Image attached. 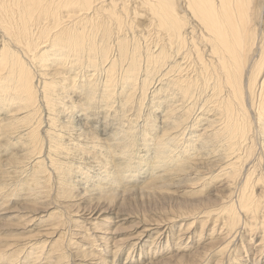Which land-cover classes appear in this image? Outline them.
Instances as JSON below:
<instances>
[{
  "label": "rangeland",
  "instance_id": "obj_1",
  "mask_svg": "<svg viewBox=\"0 0 264 264\" xmlns=\"http://www.w3.org/2000/svg\"><path fill=\"white\" fill-rule=\"evenodd\" d=\"M12 1L16 4L21 2V0H12ZM101 1L104 2V5L107 4L105 9L108 8L107 9L108 12H112L110 9H116V11H117L121 7V4L119 5L118 2H117L118 6L113 3L115 0H101ZM122 1H124V0H122ZM125 1H126L125 5H127V7L124 5L125 2H123V5L125 6L124 8L127 9L128 16L126 17V19L124 21L128 22V23H126L128 27H126V31L124 32V34L127 33V36H128L127 39L130 38L128 40L129 43L127 42V44H131V42H134V40H136V38H137V41H135V42L137 43V45L139 47L141 46V48L138 49L139 51H141V52L138 51V55H140L139 53H142L141 56L144 59L141 56H139L138 58L141 57L142 64L145 66L147 64L148 57H151L153 55H157L159 50H161L162 46L165 43L167 44V42L163 41V40H166V38L164 37V34H162V32L160 30L157 31L153 28L152 22H150L151 19L149 17V14L145 10H143V8L141 6L137 5L139 3L136 1H139V0H130L131 5L129 4V0H125ZM173 1L175 2L174 7L177 8V6H178L177 9L180 8L178 10V13H180L181 9L183 7V5H182L183 0H173ZM178 1H180V3ZM177 2L180 4V7H179V4ZM115 3H116V1H115ZM11 4H12V2H11ZM11 4H9V6ZM113 4L116 5L117 8L116 7L111 8V6ZM255 4H257V5H255ZM263 5H264V0H257L256 2H255V0L252 1V8L254 10L253 13H255L256 15H255V19H253V22H252L253 27L251 26V28L256 33L255 40H256L257 44L255 43V45L257 47L254 46L253 47L254 49L251 51V54H249V56L251 55L250 56L251 58H257L258 57V54H256L258 52L257 50H258L259 46L261 45V42L264 41V40H262V36L264 37V31H263L264 30V25H263L264 22H262V20L264 21V16H263L264 15V7H263ZM255 6L258 8L260 7V8L259 9L257 8L258 9L257 10ZM11 7H14V5L12 4ZM118 7H119V9H118ZM137 10L139 13L135 12ZM259 10L260 11L262 10L261 13H259L260 12ZM255 11H258V12L256 13ZM132 12L133 13L135 12L137 15L133 14ZM134 15H136V16H134ZM256 16H257V18H256ZM136 19H138V20H136ZM140 19H143V20H140ZM143 21H147L148 24H147V22L145 23ZM255 21H257V22H255ZM136 22H138V24H136ZM134 24H136V25H134ZM143 24H145V25L147 24L148 26L146 25V27H145V25H143ZM130 25L132 26L131 28H133V29H132V31L128 32L127 30H129ZM137 25L139 27H137ZM255 25H257L259 28ZM148 27L150 30L148 29ZM113 28H114V32H113L114 38H112V39H114V40H112L110 42H111V46L113 45L112 43H114V46L111 47V49L109 51L110 52L109 58H111V57L112 58L110 59L111 62L110 61L109 62L107 61V62H108V65L110 66L111 64L114 63L113 61H115V60L118 61V63L115 61V63L117 64V66H115V68L116 69L119 68V69L116 72H115V69L113 71L115 74L117 73L116 74L117 76L116 75L114 76L115 81L120 82L121 81L120 78L123 75L122 73H124V72L127 73L128 69H127V64H126L127 62L126 63L121 62L120 57H118L119 59L117 58L118 49L116 51L114 50L117 48V45H115L116 44L115 33L117 34V32H116L117 28H115L114 26H113ZM145 28H146V30H145ZM140 29H141V31H140ZM147 30H149L150 32H147ZM140 32L143 33V35H144L143 38L140 37V35H141ZM4 34H5L4 31L0 34V47H1L0 50L2 49L3 46H5L6 48H8L9 51H12L13 53L17 54L18 56L20 55L19 57H21V59L24 60L25 58H24V56H22V55H25V57H26V51L24 50V46H22V48H21V45L15 42L13 36L11 37V35H8V34L4 35ZM149 34L151 36H148ZM2 36H4L6 39H4V37L2 38ZM150 37L153 39H151ZM11 38H13V39H11ZM131 38H132V40H131ZM7 39H8V41H7ZM260 40H261V42H260ZM140 43H142V44H140ZM146 43H147V45H146ZM148 43H150V44H148ZM154 47H155V49H154ZM12 48H13V50H11ZM148 49H149V51H147ZM111 50H113L114 52H112ZM115 54L117 55L116 57H115ZM250 57H249V60H250L249 62L252 61V59H250ZM112 59H115V60L112 61ZM26 60H27L28 64H30L29 62H31V64L33 65V62H34V65L29 67V68L32 72L37 73V70L40 67L39 64L41 65L40 61H39V63H37L38 61H32V59H30L28 57H26ZM29 60H31V61H29ZM115 63H114V65H115ZM121 63L124 64V66L126 65V67H124V66H123L124 68L122 66L120 67V65H122ZM35 64H37L38 67ZM71 67L67 66V69H66V66L61 67L62 69L58 68V67L57 68L56 67H49V68H51L50 69V72H51L50 75L52 73L53 74L48 78L51 80H47V82L48 81H55V82H57V84L59 82L60 84H58V85H61V86L63 85L61 90L62 89H64L63 91L69 90L67 92V94H70V96L68 97L69 101H67L68 104H71V103L76 104V102H77L79 107L82 105L83 107L80 108L82 110V113L79 112V109H78V111L73 110L74 113L72 111H69V112L66 111L67 113L64 112L63 114H57L58 117H54L55 118L54 122H52V119L48 120V118L53 117L52 115H50L51 108H48V105L44 104L45 100H44V95H42L43 91H41L42 87L39 83L37 84V82L40 81V79L38 77L35 78V76H34V80L36 82V83L34 82V84H35L34 89L36 92L35 94H36V96L38 95L36 97V100H37L36 103H39V104H36V108H38L37 109L38 111H36L37 117H36V113H34V115H35L34 121H36V123L37 122L38 123L31 125L29 123L27 124V122L24 123V121L22 123V120L19 121L18 118L21 117L22 115H24L25 113L23 111L18 112L17 111L18 108H13L10 113L4 112L2 115H0V119H1L0 124H3V126L1 127L2 130L0 129V133H1L0 134V184H1V187L2 186L5 187V188L0 187V191L3 192V193L0 192V202L5 201L4 203H5V205H7L6 207H8V210H7V209H5L6 208L5 205H3L4 203H0V209L2 207V209L0 210V213H1L0 214V264H30V263L34 264V262L35 263L38 262L36 264H44V263L48 264V262H49V264H52V263L53 264H58V263L59 264H62V263H64V264H95V263L96 264H105V263L106 264H190V263L191 264H201V263L202 264H222V263L223 264H234V263L235 264H264V241L262 242L263 244L260 241L262 239L261 237H262L263 232H264V230H262V228H264L263 227L264 226V220L262 221L260 218H262L264 216V211L263 212L259 211L262 209V206L264 204V203L262 204V202H264V196H263L264 195V191H263L264 190V175H263L264 174V161H263L264 160V154H261L260 150H257V148H259L258 146L260 144V142H258V141L261 139L259 138V139H257L258 141H256V144L258 146L256 145L257 147L254 148V152H253L254 156H252L249 159L251 161H248L247 165H245L246 162L243 160L240 162L241 164L240 163L238 164V166H241V167L243 165H245L243 170H242V174H241L240 178H237L236 181L231 182V180H229L230 177H228L229 178L228 179L226 176V174L228 175L229 173H227V171H224V168H222V167L228 165L229 162L234 163L235 160L233 161V159L228 158L229 160L228 159L227 160L229 162L226 161L225 157L222 155L223 154L222 151H220L221 146L219 147L215 143L207 145L204 149L202 148V145H203L202 143L204 141L208 142L209 140L212 139L208 136L211 133V130L207 129L208 127L206 128L207 131L205 132V134L206 133L207 134L204 135L203 138H201V141L198 143L197 150L196 151H191V150L187 151V149H186L185 151H187V152L186 153L184 152V154L182 153V151H184V149L186 148V145L191 144L189 142L190 138H191L189 134L191 132H194V129L191 130L190 128L194 127V124L196 123V121H195L196 117L195 116H197L198 114L200 115V111H199L200 109H197L199 101L197 104L194 105V108L196 109L197 115L188 114V112H189L188 108L189 107L187 106L188 103L186 104V102H183V106H181V101H178V102H175L174 104H172L174 101V99L172 98V95L170 97L171 99H173L170 102L171 103V106H170L171 109H169V107L168 108L165 107V108H162L160 111H158L156 109L157 107L152 108V106L150 105L152 102V95H154V93L157 91V90H154V88L150 87L152 89H150L148 91L147 98L141 99V100H143L142 103L144 105H140V102H139L140 98H141L139 96H142L141 93L137 94V96H135V98L133 97L134 100L131 97L132 101H135L136 108H135V106L131 105L129 108L131 111L133 109V111L128 112L129 114L126 113L125 117H123V115H122V113L124 112V111H122V105H121V108L118 105H115L114 110L112 108L109 111L104 110V112H100V110H103L101 108L103 107L102 104H104V103L93 104L88 109L87 108V102L85 104V101H87V95H86V93L84 94L81 92L82 88L85 87V84H87V82L86 83L83 82L84 79L80 77L79 71L77 69H76L77 71L73 70V68L71 70ZM63 68H64V70H63ZM42 69H44V70H42ZM42 69H41L42 71L47 72V69L45 66H43ZM112 69H113V67H112ZM34 70H36V71H34ZM58 71H59V73H57ZM62 71H64V72H62ZM76 72L78 73L77 75H78V79H79L78 81H76L77 83H75L74 79H73V81L71 79L72 77L76 78V74H74ZM61 74H62V76H61ZM69 74H71V75H69ZM88 74L89 73H87V75ZM56 75H58V76H56ZM63 75L67 78H64ZM55 78L57 80H55ZM59 79L61 81L63 79H65L66 80L65 83H67V82L68 83L64 84ZM140 80L138 81L139 83L141 82ZM81 82H83V83H81ZM99 82H102V80H100ZM49 83H51V82H49ZM76 84H78V85H76ZM72 85L74 86V88ZM138 87H141V86L139 85ZM75 89H77L76 92H75ZM81 93L84 94V96L81 95ZM117 93H119V92H117ZM164 93L165 92H161L160 95H162ZM64 95H66V94H64ZM121 95H123V94H121ZM72 96L74 97V99H76V101L73 99ZM38 98H40V99H38ZM120 98H121V96H120ZM131 98L129 97V100ZM137 98H138V100H137ZM79 99H81V100H79ZM156 101L157 100H155L154 102H156ZM81 102H83V103H81ZM138 103H139V106H138ZM155 104H157V102ZM94 105H95V107H94ZM131 107H132V109H131ZM85 108L87 111H85ZM129 108H127V109H129ZM47 109H48V111H47ZM195 109L192 108V112ZM190 110H191V108H190ZM107 111H108V113H107ZM166 111H167V113H166ZM70 113H72V114H70ZM117 115H118V117H116ZM127 115L128 116L130 115L129 116L130 120H129ZM113 116H114V118H113ZM172 116H174V117H172ZM120 117H121V119H120ZM126 117H127V120H126ZM171 117H172V119H171ZM77 118H79V120H80V122H78L79 124L77 123ZM165 118H166V120H165ZM107 119L109 121H107ZM124 119H125V121H124ZM178 121H183L184 123L181 126H178L177 125ZM125 122L127 123L128 126H126ZM121 123L125 124V127H126V128H124L125 130L129 131V128H130V131L128 133H126L127 131H125V132L119 134L118 136H115L114 134L116 132H118L117 127H119V126L121 127V125H120ZM173 123H175V128L172 127ZM118 124H119V126H118ZM14 126H16V127H14ZM35 126H37V128ZM79 126H81V127H79ZM182 126H183V129H182ZM202 126L203 127L199 128L200 133H201V130H203V128L205 127L204 123H202ZM34 128L36 129L37 135L35 133H33L32 131H31V133L29 131V130H32ZM152 128L156 129V131H154V130L152 131ZM185 128H186V132H185ZM19 129H21V130H19ZM149 129H150V131H148ZM79 130L82 133H80ZM131 130H132V132H131ZM180 132H182V138L185 141H183L181 143V145L178 146L179 148H176L175 151H177L180 156L183 154L182 158H183V161L185 162V164L182 167L181 166L179 167V165L176 167V165L173 166V164H174L173 163V164L167 165L166 168L157 170L158 168L157 167L155 168V166H154V165H156V163H158L157 162L158 160L154 159V157H155L154 155H156V153H154V151L157 149V146L160 144L161 140L167 138V136H165L166 133H168L169 135H177ZM126 134L134 135L133 140H131L133 142V144L131 145L132 149L130 148V146H127V147L125 146L126 140L123 139L122 136L125 135V137H126ZM76 135L82 136L80 139H81V141H83L82 143L84 144L82 147L83 150L79 149V148L75 149V147H73V145L75 144L74 139H76ZM57 136H59V137L61 136V137L58 139ZM151 136L153 137L154 142L151 141L152 140ZM30 138H31V140H30ZM187 138H189V140ZM144 140H146V141L144 142ZM115 143L118 144L119 146L118 145L115 146L116 145ZM153 143H156L157 145L154 144L155 145L154 146V145H152ZM92 144H97L98 147L92 149L91 148V147H93V146H91ZM11 145H12V147H11ZM121 145H123V146H121ZM1 146H2V148H1ZM144 146H146V147H144ZM153 146L155 149L153 148ZM111 149L113 151H111ZM121 149L123 151H121ZM133 149H135V150L133 151ZM63 150H64V152H63ZM96 151H98V152H96ZM118 151L119 152L121 151L120 153L125 152L128 156L130 154V156L129 157L121 156V154ZM136 151L138 152L139 155L137 154ZM256 151H258V153ZM177 152H175V153H177ZM71 153L73 154V156ZM69 154H71V155H69ZM85 155H87V156H85ZM117 155H119V156H117ZM131 155H133V156H131ZM260 155H261L262 160L259 157ZM98 157L99 158L101 157V159H99ZM130 157H131V159H130ZM189 157H191V158H189ZM256 157L258 160L256 159ZM121 158H123V160ZM124 159L126 160V162ZM133 159H136V160H133ZM128 160L130 162H132V164L131 163L129 164ZM260 160H261V162H260ZM106 161L109 163H112V165L109 164V167L107 168V170L109 169V171L107 172V170H105V169L103 170L105 172L100 171L99 168L101 167V164H103ZM134 161H135V163H134ZM212 161H214L215 163L217 162L216 167H214V168H212L213 166H211ZM28 162L30 163V165ZM114 163H115V165H114ZM189 163H191V164L189 165ZM123 165H124V167H123ZM249 165L250 166L254 165V166H252L250 169ZM255 165H257L259 167H256ZM128 166L131 169H129ZM192 166H193V168H192ZM217 166H218V168H217ZM111 168H113V169H111ZM118 168H122V169H118ZM182 169H183V171H182ZM186 169H189V170H186ZM221 169H222V171H221ZM255 169H257L258 171ZM262 169H263V171H262ZM155 170H157V171H155ZM25 171H26V173H25ZM259 171H262V172H259ZM11 172H13V173H11ZM175 172H176V174H175ZM217 172H219V173H217ZM224 172H226V173H224ZM3 173H4V175H2ZM221 173H224L225 175L222 174V176H221ZM249 173H252L254 176L253 178H251L252 183H251V185H248L249 188H247L248 187L247 186V187L242 189V187L245 186V178H242V176H243V174H246V177H247V174H249ZM102 174H104V175H102ZM210 174H213V176ZM260 174L262 177L260 176ZM113 175H114V177H113ZM127 175H129V176H127ZM224 176H226L225 177L226 181H224V179H225ZM46 178H48V179H46ZM80 178H82V179H80ZM227 179H228V181H230L229 183L227 182ZM256 180L258 182L257 184H256ZM112 182H113V184H112ZM6 183H8V184H6ZM253 183L255 184L254 189L252 187ZM226 184H227V186H226ZM228 184H229V186H228ZM30 186H31V188H30ZM111 186H112V188H111ZM6 187L8 188V190ZM105 187H106V189H104ZM107 187H109V189ZM114 187H116L117 189ZM14 188H16V189H14ZM9 189H10V191H9ZM28 189H30V190H28ZM244 189L247 192H248V190H250L249 194L251 192V195H253V196L255 194V196H254L255 200L257 202H259V204L261 206L260 208H258V217H257L260 220H258V219H255V220L253 219L254 221L251 220L252 216L250 213H248V210L246 211L245 209H242L244 211L243 212L242 210L239 209L240 207H237L239 205V202L236 203L238 201L236 199H238L239 195L243 192ZM2 190H4V191L6 190V192H4ZM229 192L232 194H229ZM233 192L234 193L236 192L235 195H233ZM252 192H254V193H252ZM260 192H261V194H259ZM230 195L231 196L233 195V196L230 198ZM7 196L9 198L11 197L12 200L9 199ZM260 196H262V197H260ZM4 197H6V198H4ZM3 198L6 200H4ZM206 199L208 201H211L212 204H208V205L207 204H197V206H196L197 201H202V200H206ZM232 199H234L235 202ZM10 201H11V203H10ZM64 203H65V205H64ZM217 203H218V205H216ZM234 204H236V205H234ZM57 206H59V207H57ZM223 206L227 207V208H225V210L227 211L228 215H230V217H228L227 213H225L226 211L224 210ZM221 207H223V209ZM235 207L238 208L239 211ZM232 209H233V211L235 210V212H237L236 213V218H237L236 224L238 223L237 226H235L236 224L233 222V219H231ZM221 210H222L223 214L221 213ZM55 211H57V212H55ZM192 211H194V213ZM196 211H198L200 213V216H198L199 213H197ZM213 212H215V213H213ZM206 213H208V214H206ZM217 213L218 214L220 213L221 215L220 214L218 215ZM245 213H248V214H245ZM213 214H215L214 215L215 217H217L216 215H218V218L220 216H222L221 218H219L220 221L218 220V218L216 219L213 216ZM237 214L239 216H237ZM60 215H61V217H60ZM225 215H226V217H225ZM175 217H177V218H175ZM170 218H173L174 220L170 219ZM240 218H242V220ZM22 219H24V220H22ZM206 219L208 220V222L206 221ZM215 219L218 220L219 222L217 221V222H214L216 224H213V221H216ZM262 219H264V218H262ZM32 220L34 223L32 222ZM76 220H78V221H76ZM156 220H159V221H156ZM171 220H173V222ZM256 220L261 221V224H259L260 222H258ZM59 221H60V223H59ZM79 221H80V223H79ZM167 221H168V223H167ZM221 221L226 223V224L222 223ZM255 221L258 223H256ZM156 222H157V224L154 225V223H156ZM227 222H228V224H227ZM38 223H39V225H38ZM248 223L250 224V226L251 225L253 226V227L251 226L252 229H251V227H249ZM240 224H241V226H240ZM257 224L259 226H257ZM205 225H206V227H205ZM224 225H227V226H224ZM232 225H233V227H232ZM244 225L247 226V228ZM186 226L189 228H186ZM213 226H214V229H213ZM215 226H217V228ZM234 226H235V228H234ZM223 227H224V229H223ZM228 227H230V228H228ZM236 227H239L240 229L237 228V231H235ZM244 227H245V229H243ZM254 228H255V230H254ZM147 229H150V230H147ZM189 229H190V231H189ZM231 229H233L234 233L231 232V235H230L229 231H231ZM184 230H185V232H184ZM214 230L217 232H215ZM226 230H227V232H226ZM240 230H241V233H240ZM253 230L255 231L254 233H253ZM220 231H221V233L224 234V236H223V234L221 235V233H219ZM211 232L213 234H211ZM235 232L236 233L238 232L240 235L237 236L238 233L236 235ZM137 234H139V235H137ZM225 234L226 235L228 234L229 238L226 237ZM220 236H222V238L223 237L224 238L222 239ZM34 238H35V240H34ZM216 238H217V241H215ZM225 238H227V239H225ZM119 240L121 241V243ZM212 240H214V241H212ZM219 240H221V241H219ZM231 241H233V242H231ZM46 242L47 243L49 242V243L47 244ZM52 242H53V244H52ZM223 242H224V244H223ZM37 243H38V245H37ZM105 243H107V245ZM211 243L213 244L214 247L211 245ZM44 244L46 247L42 246ZM214 244H216V246ZM227 244H230V245L226 246ZM60 245L61 246L64 245L63 250H61L62 247H60ZM74 245H75V248H74ZM110 245L111 246L114 245V246L111 247ZM224 245H225V247H222ZM30 246H32V247H30ZM230 246H232L231 247L232 249H228V248H230ZM259 246L262 247L261 254L257 253L259 251L257 249L260 248ZM56 247H58V248H56ZM50 248L52 249L51 252L53 254L50 253ZM105 248H107V249H105ZM209 248H211V249H209ZM215 248H217V249L215 250ZM223 248H225V249H223ZM56 250H57V252H56ZM200 250H201V252H199ZM217 250H219V252H220V250H223L222 255L224 256V258L222 257V255H220L221 252L218 253ZM227 250H229V251H227ZM236 250H238V251H236ZM212 251L213 252L215 251L217 253H215V252L213 253ZM226 251L228 252V255H227ZM197 252H198L199 256L197 255ZM20 253H22V255ZM36 253H38V254H36ZM56 253H60V254L56 255ZM112 253L114 254V256ZM109 254H111V255H109ZM192 254H194V255L192 256ZM200 254H202V257ZM39 255H41V257ZM217 256H218V258H217ZM28 257L34 261H32L31 259H28ZM37 257L40 258L41 260L37 259ZM49 257H50V259H49ZM64 257H66V258L63 260ZM196 257H199V258L197 259ZM238 257H241V258H238ZM46 258H47V262L44 261V260H46ZM223 260H225V261H223ZM236 260H238V261H236ZM62 261H65V262H62ZM221 261H222V263H221ZM55 262H57V263H55Z\"/></svg>",
  "mask_w": 264,
  "mask_h": 264
},
{
  "label": "bare ground",
  "instance_id": "obj_2",
  "mask_svg": "<svg viewBox=\"0 0 264 264\" xmlns=\"http://www.w3.org/2000/svg\"><path fill=\"white\" fill-rule=\"evenodd\" d=\"M10 1L14 5V7H11L12 4ZM115 1H116V3H115ZM115 1L113 3L116 4L117 6H118V4L119 5L121 4V7L119 6L120 9L118 7L119 10H117V11H116V9H110L112 12H108L107 11L108 8L105 9L107 4L104 5V2H102L101 0H21V2L18 4L14 3L12 0H0V34L4 31L5 34L11 35V37L13 36L15 42L21 45V48H22V46H24V50L26 51V57L32 59V61H38L37 63H39V61H40V63H41V65L39 64L40 67L38 68L37 73H34L29 68V67L34 65V62L32 65L31 62H29L31 60H29L28 62L30 64H28L27 63L28 59L26 60L25 55H22L25 58L23 60V59H21V57H19L20 55L18 56L17 54L13 53L12 51H9L8 48H6L5 46L2 47V49L0 50V115H2L4 112L10 113L13 108H18L17 109L18 112L23 111L25 113L24 115H22L21 117L18 118L19 121L22 120V123L24 121V123L27 122V124L29 123L31 125L38 123V122L36 123V121H34V116H35L34 113H36V111H38L37 110L38 108H36V104H39V103H36L37 102L36 97L38 95L36 96V94H35L36 92L34 89L35 88L34 76H35V78L38 77L40 79V81L37 80L38 81L37 84L39 83L42 87L41 91H43L42 95H44V100H45L44 104L48 105V108H51L50 115H52L53 117L48 118V120L52 119V122H54V119H55L54 117H58L57 114H63L66 111H68V112L72 111L74 113L75 110L78 111V109H79V112L82 113V110L80 109L81 107H83L82 105L79 107L77 102H76L77 105L75 103L74 104H72V103L68 104L67 101H69L68 97L70 96V94H67V92L69 91L68 89H67L68 91H63L64 89L61 90L63 85L62 86L58 85V84H60L59 82H58V84L55 81H48L47 82V80H51L48 78L53 74L52 73L50 75V73H51L50 69L51 68H49V67L61 68V67L66 66V69H67V66H70V67L72 66L71 70H72V68H73V70L77 69L80 73V77L84 79L83 82H85V83L87 82V84H85V87H83L82 91H81L82 93H84V94L86 93V95H87V101H85V104L87 102V108L89 109V107L93 104L104 103V104H102L103 107L101 108L103 110H100V112H104V110L109 111L112 108L114 110L115 105H118L120 108L122 105V111H124L122 113L123 117L126 116V113L133 111L132 107H131L132 111L129 108L131 105L135 106V101H132L133 97L135 98V96H137V94L141 93L142 96L138 95L139 97H141L139 102H140V105H144L142 103L143 100H141V99L147 98L148 91L150 89L154 88V90H157V91L154 93V95H152V102L150 101L151 102L150 105L152 106V108L157 107L156 109L158 111H160L162 108H165V107H167V108L169 107V109H171V107H170L171 103L170 102L174 99L172 104H174L175 102L181 101V106H183V102H186V104L188 103L187 106L189 107L188 108L189 109L188 114L197 115L196 109L194 108V105L197 104L199 101L197 109H200L199 110L200 115L198 114L197 116H195L196 117V119H195L196 123L194 124V127L190 128L191 130L194 129V132H191L189 134L190 137L192 138V139L190 138V141H189L191 144L190 145L187 144L186 148L184 149V151H182V153L184 154V152L186 153L189 150L196 151L198 148V143L201 141V138H203L204 135L207 134V133L205 134V132L207 131L206 128L208 127L207 129L211 130V133L208 136L212 139L209 140L208 142L204 141L202 143L203 144L202 148L204 149L207 145L214 144V143L216 145H218L219 147L221 146L220 151H222V153H223L222 155L225 157L226 161H228L229 159H233V161L235 160L234 163H231L228 161L229 164L222 167V168H224V171H227V173L230 174V175L226 174V176H227V178L230 177V179L229 178L228 179L231 180V182L236 181L237 178H240L244 166L247 165L248 161H251L249 159L252 156H254L253 155L254 148H256L258 146L256 144V141H258L257 139H259V138L261 140L258 141V142H260V144H259V146H258L259 148H257V150H260L261 154H264V41L261 42V40H260L261 45L259 46V48L257 50L258 52L256 51L257 52L256 54H258V57L257 58H251L250 57L251 55L249 56V54H251V51L254 49L253 47L256 46L255 45L256 33L251 28L253 19H255V15H256L255 13H253V11H254L252 8V1L253 0H183V2H182L183 7H182L180 13H178V10L180 8L177 9L178 6H177V8L174 7L175 2L173 0H171V1L170 0H139V1H136L139 3L137 5L141 6L143 8V10H145L149 14V17L151 19L150 22H152L153 28L157 31L160 30L162 32V34H164V37L166 38V40H163V41L167 42V44L166 43L165 44L163 43L164 45L162 44L163 46H162L161 50H159L157 55H153L151 57H148L147 64L145 66L142 64V60H141V57H142L141 54L142 53H139L140 55H138V51H139L138 49H140L141 46L139 47L137 45V43L135 42V41H137V38H136V40L133 39L134 42H131V44H127V42L129 43L128 40L130 38L127 39L128 38L127 33L124 34V32L126 31V27H128L126 24L128 22L124 21L126 19V17L128 16L127 9L124 8L125 6L127 7V5H125L126 1L125 0L124 1L115 0ZM256 1L257 0H255V2ZM117 2H118V4H117ZM123 2H125L124 3L125 6L123 5ZM178 2L180 3V1H178ZM130 3H131V1L129 0V4ZM9 4H11V5L9 6ZM114 4L112 6L110 5L111 8L116 7V5H114ZM255 5H257V4H255ZM179 7H180V4H179ZM263 7H264V5H263ZM257 8L258 7H256V9ZM261 11L259 13H261ZM135 12H138V10ZM135 12L134 13L132 12V13L136 14ZM255 12L257 13L258 11H255ZM136 15H134V16H136ZM256 18H257V16H256ZM136 20H138V19H136ZM140 20H143V19H140ZM147 21H143V22L146 23ZM255 22H257V21H255ZM262 22H264V21L262 20ZM136 24H138V22H136ZM136 24H134V25H136ZM147 24H148V22H147ZM143 25H145V24H143ZM146 25H145V27H146ZM113 26L115 28H117L116 29L117 34L115 33V35H116V44L115 45H117V48L114 50L116 51L118 49V56L116 55L117 54L116 53L115 57L116 56H117V58L120 57L121 62H125V63L127 62L126 64H127V69H128V70L126 69L128 71V72L126 71L127 73L124 72V73H122L123 74L122 76L120 75L121 76L120 82L115 81L114 76L117 73L115 74L113 71L115 69V72H116L119 69V68L118 69L115 68V66H117L115 61L117 63H118V61L115 59H112V61L115 60V61H113L115 63V65H114V63L111 64L110 66L108 65V62L109 61L111 62L110 59L112 58V57L109 58V54H110L109 51H110L111 47L114 46V43H112L113 45L111 46V42H110V41L114 40V39H112V38H114ZM255 26H257V25H255ZM131 27L132 26L130 25L129 30H127L128 32L132 31L133 28H131ZM137 27H139V26L137 25ZM148 29H149V27H148ZM145 30H146V28H145ZM149 30H147V32H150ZM140 31H141V29H140ZM150 34L148 36H151ZM143 36H144L143 33H141L140 37L143 38ZM3 37L4 36H2V38ZM13 38H11V39H13ZM263 38L264 37L262 36V40H264ZM4 39H6V38L4 37ZM151 39H153V38H151ZM131 40H132V38H131ZM7 41H8V39H7ZM140 44H142V43H140ZM148 44H150V43H148ZM146 45H147V43H146ZM155 47H154V49H155ZM11 50H13V48ZM111 51L114 52L113 50H111ZM147 51H149V49ZM139 52H141V51H139ZM139 56H141V57L138 58ZM248 56L250 57V59H252L251 62H249L250 60H249ZM35 65H37V64H35ZM43 66L46 67L47 72L42 71V70H44V69H42ZM121 66L123 67L124 64L120 65V67ZM37 67H38V65H37ZM112 67H113V69H112ZM124 67H126V65ZM63 70H64V68H63ZM34 71H36V70H34ZM62 72H64V71H62ZM57 73H59V71ZM87 73H89V74L87 75ZM74 74H76V78L75 77H72V78L70 77V78L72 79V81L74 79L75 83H77L76 81L79 80L78 75H77L78 73L76 72ZM69 75H71V74H69ZM56 76H58V75H56ZM61 76H62V74H61ZM64 78H67V77L64 76ZM55 80H57V79L55 78ZM100 80H102V82H99ZM139 80L141 81L140 83L138 82ZM49 82H51V83H49ZM61 82L64 84L68 83V82L65 83L66 82L65 79H63ZM83 82H81V83H83ZM76 85H78V84H76ZM139 85L141 87H138ZM150 87H152V88H150ZM73 88H74V86H73ZM76 90L77 89H75V92H76ZM117 92H119V93H117ZM161 92H165L164 93L165 95L164 94L160 95ZM82 93H81V95L84 96V94H82ZM64 94H66V95H64ZM121 94H123V95H121ZM171 95H172L173 99L170 98ZM120 96L122 99L120 98ZM129 97L130 98L132 97L130 99L131 101L129 100ZM134 98H133V100H134ZM38 99H40V98H38ZM73 99H74V97H73ZM81 99H79V100H81ZM74 100L76 101V99H74ZM137 100H138V98H137ZM155 100H157L156 101L157 104H155L156 103V102H154ZM81 103H83V102H81ZM138 106H139V103H138ZM94 107H95V105H94ZM127 108H129V109H127ZM135 108H136V106H135ZM190 108H191V110H190ZM192 108L195 109V110H193V112H192ZM47 111H48V109H47ZM85 111H87L86 108H85ZM108 111H107V113H108ZM166 113H167V111H166ZM70 114H72V113H70ZM129 116H128V118H129ZM36 117H37V113H36ZM116 117H118V115ZM172 117H174V116H172ZM172 117H171V119H172ZM113 118H114V116H113ZM120 119H121V117H120ZM126 120H127V117H126ZM129 120H130V118H129ZM165 120H166V118H165ZM107 121H109V120L107 119ZM124 121H125V119H124ZM78 122H80L79 118H77V123ZM183 123H184L183 121H178L177 125L181 126ZM202 123H204L205 127L203 128V130H201V133H200L199 128L203 127ZM120 125H121V127L118 124V126H119V127H117L118 132H116L114 134L115 136H118L119 134L127 131L124 129V128H126L124 123H121ZM2 126H3V124H0V129ZM126 126H128L127 123H126ZM14 127H16V126H14ZM35 127L37 128V126H35ZM79 127H81V126H79ZM172 127L175 128V123H173ZM182 129H183V126H182ZM19 130H21V129H19ZM132 130H131V132H132ZM153 130L156 131V129L152 128V131ZM29 131H30V133L32 131L33 133L36 134L35 128L32 130H29ZM129 131H130V128H129ZM129 131H127L126 133H128ZM148 131H150V129ZM185 132H186V128H185ZM80 133H82V132L80 131ZM168 135H169L168 133L165 134V136H167V138L161 140L160 144L157 146V149L154 151V153H156V155H154L155 156L154 159L158 160L157 161L158 163L155 162L156 165H154L155 168L156 167L158 168L157 170L166 168L167 165L173 164V163H174L173 166L176 165V167L178 165H179V167L180 166L182 167L185 164V162L183 161V158H182L183 154L180 156L179 153L177 151H175L176 148H179L178 146L181 145V143L183 141H185L182 138V132H180L177 135H169V136ZM133 136L134 135H128V134H126V137H125V135L122 136V138L126 140L125 141L126 147L130 146V148H131V145L133 144V142L131 141V140H133ZM60 137L57 136L58 139ZM81 137H82L81 135H76V139H74L75 144L73 143L74 144L73 147H75V149H77V148L82 149L84 144L82 143L83 141H81V139H80ZM151 139H152L151 141H153V137ZM187 139L189 140V138H187ZM30 140H31V138H30ZM145 141L146 140H144V142ZM154 144H156V143H153L152 145H154ZM117 145L118 144H116L115 146H117ZM91 146H93V147H91L92 149L98 147L97 144H92ZM121 146H123V145H121ZM154 146H153V148H154ZM11 147H12V145H11ZM144 147H146V146H144ZM1 148H2V146H1ZM186 149H187V151H185ZM134 150L135 149H133V151ZM111 151H113V150L111 149ZM121 151H123V150L121 149ZM63 152H64V150H63ZM96 152H98V151H96ZM175 152H177V153H175ZM256 152L258 153V151H256ZM71 154H69V155H71ZM120 154H121V156H124V157L130 156L129 153H128L129 154V156H128L125 152L120 153ZM137 154H138V152H137ZM119 155H117V156H119ZM133 155H131V156H133ZM72 156H73V154H72ZM85 156H87V155H85ZM259 157L261 159V155ZM123 158H121V159L123 160ZM189 158H191V157H189ZM99 159H101V157ZM130 159H131V157H130ZM256 159H257V157H256ZM133 160H136V159H133ZM242 160L245 161L246 164L243 165L242 167L238 166V164ZM261 160H260V162H261ZM125 162H126V160H125ZM130 163L132 164V162L129 161V164ZM134 163H135V161H134ZM216 163L214 161L211 162V164H212L211 166H213L212 168L216 167ZM109 164L112 165V163H109L107 161L104 162L103 164H101V167L99 168V170L100 171H103L104 169L107 170V168L109 167ZM190 164L191 163H189V165ZM29 165H30V163H29ZM114 165H115V163H114ZM252 166H254V165H252ZM252 166H250V169ZM255 166L259 167L257 165H255ZM123 167H124V165H123ZM128 168H129V166H128ZM192 168H193V166H192ZM217 168H218V166H217ZM111 169H113V168H111ZM118 169H122V168H118ZM129 169H131V168H129ZM189 169H186V170H189ZM157 170H155V171H157ZM255 170H257V169H255ZM108 171H109V169L107 170V172ZM182 171H183V169H182ZM221 171H222V169H221ZM262 171H263V169H262ZM262 171H259V172H262ZM103 172H105V171H103ZM11 173H13V172H11ZM25 173H26V171H25ZM217 173H219V172H217ZM224 173H226V172H224ZM224 173H221V176ZM175 174H176V172H175ZM2 175H4V173ZM102 175H104V174H102ZM210 175L213 176V174H210ZM127 176H129V175H127ZM226 176H224V178ZM260 176H261V174H260ZM113 177H114V175H113ZM253 177L254 176L252 173L247 174V177H246V174H243L242 178H245V186L244 187L241 186L242 189L247 187L248 185H251V183H252L251 178H253ZM46 179H48V178H46ZM80 179H82V178H80ZM228 179H227V182L229 183L230 181H228ZM224 181H226V178L224 179ZM257 183L258 182L256 180V184ZM6 184H8V183H6ZM112 184H113V182H112ZM253 184H252V187L254 189L255 184L254 185ZM226 186H227V184H226ZM228 186H229V184H228ZM0 187H1V184H0ZM1 188H5V187L2 186ZM30 188H31V186H30ZM107 188L109 189V187H107ZM111 188H112V186H111ZM114 188H116V187H114ZM247 188H249V186ZM14 189H16V188H14ZM104 189H106V187ZM7 190H8V188H7ZM28 190H30V189H28ZM2 191H4V190H2ZM9 191H10V189H9ZM249 191L250 190H248V192H247L244 189L242 193L240 192L241 194L239 195L238 199H236V200H238L236 203L239 202V205L237 207H240L239 208L240 210H242V209H245L246 211L248 210V213H250L252 216V219L251 218L250 219L255 220V219H258L257 218L258 217V208H260L261 206H260L259 202H257L255 200V197H254L255 194L253 196V195H251V192L249 194ZM4 192H6V190ZM1 193H3V192H1ZM235 193L233 192V195H235ZM252 193H254V192H252ZM229 194H232V193L229 192ZM259 194H261V192ZM232 196L230 195V198ZM260 197H262V196H260ZM4 198H6V197H4ZM9 199H11V197ZM4 200H6V199H4ZM206 200L197 201L196 206H197V204H207V205L212 204L211 201H208V200L206 201ZM232 200L235 202L234 199H232ZM4 202L5 201H2L0 203H4ZM10 203H11V201H10ZM263 203L264 202H262V204ZM3 205H5V203ZM64 205H65V203H64ZM216 205H218V203ZM234 205H236V204H234ZM6 206L7 205H5V207ZM57 207H59V206H57ZM223 207H221V208L223 209ZM225 208H227V207H224V210H225ZM1 209H2V207H1ZM5 209L8 210V207H6ZM233 209L231 211V216L233 218L231 217V219H233V222L236 224V222H237L236 213L237 212H235V210L233 211ZM236 209L238 210V208H236ZM263 209H264V204L262 206V209L259 211L263 212L264 211ZM55 212H57V211H55ZM192 212L194 213V211H192ZM196 212L199 213L198 211H196ZM213 213H215V212H213ZM221 213L223 214L222 210H221ZM225 213H227V211ZM248 213H245V214H248ZM206 214H208V213H206ZM214 215L215 214H213V216ZM218 215H216L217 217H215V216L214 217L217 219ZM227 215H228V213H227ZM198 216H200V213ZM237 216H239V215L237 214ZM60 217H61V215H60ZM221 217L222 216H220L219 218H221ZM225 217H226V215H225ZM228 217H230V215H228ZM175 218H177V217H175ZM219 218H218V220H219ZM262 218H264V216ZM262 218H260V219L263 221L264 219H262ZM170 219H173V218H170ZM240 219L242 220V218H240ZM260 219H258V220H260ZM22 220H24V219H22ZM173 220H171V221L173 222ZM218 220L213 221V224H216L214 222H217ZM258 220H256V221H258ZM76 221H78V220H76ZM156 221H159V220H156ZM206 221L208 222L207 219H206ZM32 222H33V220H32ZM258 222H260L259 224H261V221H258ZM258 222H256V223H258ZM59 223H60V221H59ZM79 223H80V221H79ZM167 223H168V221H167ZM222 223H224V222H222ZM155 224H157V222L154 223V225ZM224 224H226V223H224ZM227 224H228V222H227ZM237 224L235 226H237ZM38 225H39V223H38ZM248 225H249V227L252 226V225L250 226L249 223H248ZM224 226H227V225H224ZM235 226H234V228H235ZM240 226H241V224H240ZM257 226H259V225L257 224ZM205 227H206V225H205ZM215 227L217 228V226H215ZM232 227H233V225H232ZM245 227L247 228V226H245ZM245 227L243 229H245ZM252 227H251V229H252ZM186 228H189V227L186 226ZM228 228H230V227H228ZM237 228H239V227H236L235 231H237ZM255 228H254V230H255ZM213 229H214V226H213ZM223 229H224V227H223ZM147 230H150V229H147ZM254 230H253V233L255 232ZM262 230H264V228H262ZM189 231H190V229H189ZM184 232H185V230H184ZM215 232H217V231H215ZM226 232H227V230H226ZM229 232H230V235H231V232L234 233L233 229H231V231H229ZM219 233H221V231ZM237 233H236V235H237ZM240 233H241V230H240ZM211 234H213V233L211 232ZM222 234L223 233H221V235ZM137 235H139V234H137ZM239 235L240 234L238 233L237 236H239ZM223 236H224V234H223ZM225 236L228 237V234L227 235L225 234ZM220 237L222 238V236H220ZM261 238L262 239L260 241L262 243L264 241V232H263V235ZM225 239H227V238H225ZM34 240H35V238H34ZM212 241H214V240H212ZM215 241H217V238L215 239ZM219 241H221V240H219ZM231 242H233V241H231ZM120 243H121V241H120ZM52 244H53V242H52ZM105 244L107 245V243H105ZM223 244H224V242H223ZM37 245H38V243H37ZM211 245L213 246L212 243H211ZM214 245L216 246V244H214ZM228 245H230V244H227L226 246H228ZM42 246H45V244ZM63 246L60 245V247H62L61 250H63ZM113 246H111V247H113ZM30 247H32V246H30ZM58 247H56V248H58ZM222 247H225V245ZM231 247L232 246H230V248H228V249H232ZM74 248H75V245H74ZM105 249H107V248H105ZM209 249H211V248H209ZM216 249L217 248H215V250ZM223 249H225V248H223ZM51 250L52 249L50 248V253H52ZM257 250H259L257 253L261 254L262 247H260ZM217 251H218V253L221 252L220 255H222L223 250H220V252H219V250H217ZM227 251H229V250H227ZM227 251H226V253L228 255ZM236 251H238V250H236ZM56 252H57V250H56ZM199 252H201V250ZM215 253H217V252H215ZM20 254L22 255V253H20ZM36 254H38V253H36ZM57 254H60V253H56V255ZM109 255H111V254H109ZM193 255L194 254H192V256ZM197 255H198V252H197ZM200 255L202 257V254H200ZM39 256L41 257V255H39ZM113 256H114V254H113ZM222 257L224 258L223 255H222ZM65 258L66 257H64L63 260ZM196 258L198 259L199 257H196ZM217 258H218V256H217ZM238 258H241V257H238ZM28 259H31V258L28 257ZM37 259L41 260L38 257H37ZM49 259H50V257H49ZM32 261H34V260H32ZM44 261L47 262V258ZM223 261H225V260H223ZM236 261H238V260H236ZM62 262H65V261H62ZM36 263H38V262H36ZM36 263L34 262V264H36ZM55 263H57V262H55ZM221 263H222V261H221ZM48 264H49V262H48ZM62 264H64V263H62Z\"/></svg>",
  "mask_w": 264,
  "mask_h": 264
}]
</instances>
